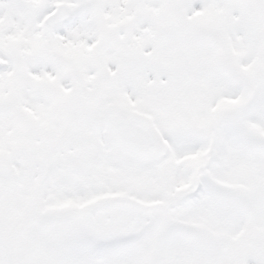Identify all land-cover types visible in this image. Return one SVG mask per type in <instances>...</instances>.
<instances>
[{
  "label": "snow or ice",
  "instance_id": "6c2138e0",
  "mask_svg": "<svg viewBox=\"0 0 264 264\" xmlns=\"http://www.w3.org/2000/svg\"><path fill=\"white\" fill-rule=\"evenodd\" d=\"M0 264H264V0H0Z\"/></svg>",
  "mask_w": 264,
  "mask_h": 264
}]
</instances>
